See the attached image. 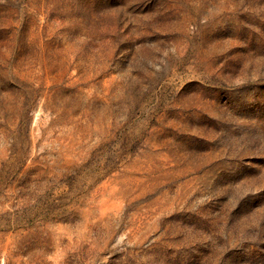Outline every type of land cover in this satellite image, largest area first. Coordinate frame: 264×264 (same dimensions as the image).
I'll list each match as a JSON object with an SVG mask.
<instances>
[{
	"label": "rangeland",
	"instance_id": "rangeland-1",
	"mask_svg": "<svg viewBox=\"0 0 264 264\" xmlns=\"http://www.w3.org/2000/svg\"><path fill=\"white\" fill-rule=\"evenodd\" d=\"M0 264H264V0H0Z\"/></svg>",
	"mask_w": 264,
	"mask_h": 264
}]
</instances>
